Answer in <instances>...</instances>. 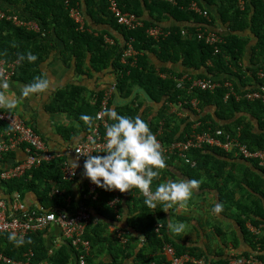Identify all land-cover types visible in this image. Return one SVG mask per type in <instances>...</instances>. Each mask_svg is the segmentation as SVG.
<instances>
[{
	"label": "trees",
	"instance_id": "obj_1",
	"mask_svg": "<svg viewBox=\"0 0 264 264\" xmlns=\"http://www.w3.org/2000/svg\"><path fill=\"white\" fill-rule=\"evenodd\" d=\"M117 2L124 12L133 13L142 21L141 28L129 30L119 25L111 15L109 0H0V10L17 14L21 20L38 26L37 30L29 31L16 26L13 20L0 21V56L8 63L19 62L13 80L28 84L34 76H44L42 63L58 51L54 36L63 40L64 64L71 66L75 61L77 73L96 77L100 90L90 93V101L85 99L82 87L63 89L47 110L76 117L82 124L85 138L94 130L105 93L116 84L124 101L115 105V93L108 109L114 108L117 113L130 117L139 116L155 135L161 129L156 138L162 145L166 167L153 179L152 191L175 168L187 166L186 170L198 176L205 172L207 177L211 176L214 182L222 185L219 189L221 204L227 210L236 208L237 222L251 243L248 252L237 256L256 258L264 264V168L260 159L246 158L236 148L227 152L219 146H205L187 154V158L196 163L192 167L179 154L164 152L194 131L211 132L224 144L232 140L226 138L230 136L251 151L264 150V101H237L234 96L225 100L229 93L226 83L241 96L256 91L264 94V77L260 76V72H264V0H176V4L165 0ZM19 6H22L21 12L15 10ZM72 11L85 20V31L80 30L81 23L72 16ZM172 20L175 25L164 27ZM218 24L227 26L228 32L218 30ZM152 27H161L166 36L155 40L148 33ZM210 33L219 35L222 41L209 44L204 35ZM201 34L202 40L199 39ZM129 44L137 54L123 62ZM29 51L37 55L35 62L19 59L22 54L26 57ZM108 74H116L117 82L116 79L110 82ZM162 74L167 76L163 78ZM181 78H185L183 85L179 84ZM208 79L219 87L214 91L193 87L195 81ZM191 99L197 100L199 111L189 104L179 105ZM178 113L185 117L179 118ZM189 113L194 120H190ZM81 114L93 117L91 126L80 120ZM106 118L109 124L113 122L107 115ZM30 126L47 144L40 132ZM0 129L5 126L0 124ZM105 129L103 126L100 133L105 134ZM218 131H222V135ZM71 137L72 133L66 138ZM46 148L50 151L48 144ZM20 150L25 154V147ZM16 157L17 151L4 156L0 161V175ZM65 162H68L65 156L55 157L27 171L21 178L0 179V188L6 199L19 193L23 200L26 193H36L40 205L49 211L77 214L85 208L93 220L81 237L83 242L89 243L88 264H127L134 259L135 264H172L163 252L167 244H171L178 255L190 254L197 258L204 255L197 248L172 242L168 233L169 214L162 202L155 208L147 206L145 197L135 187L140 194L135 198L131 192L125 199L127 191H106L100 187L92 193L89 179L82 184L78 178L64 179L62 166ZM81 163L83 168L84 161ZM116 198L118 202L112 206L110 203ZM95 215L100 219L98 222L94 220ZM121 216L123 220L120 221ZM158 223L162 228L157 233ZM112 226L113 231L110 230ZM139 234H144L145 239L140 240ZM8 235L0 234V252L15 261H25L31 251L34 262L79 264V257L86 253L83 245L73 246L70 240L52 251L44 231L25 237L22 246L9 241ZM105 248L109 250L108 262L100 258ZM205 260L211 264L208 258ZM219 263L229 264V259H221Z\"/></svg>",
	"mask_w": 264,
	"mask_h": 264
},
{
	"label": "built area",
	"instance_id": "obj_2",
	"mask_svg": "<svg viewBox=\"0 0 264 264\" xmlns=\"http://www.w3.org/2000/svg\"><path fill=\"white\" fill-rule=\"evenodd\" d=\"M171 3H176L175 0H167ZM193 7H196L193 5ZM110 9L112 13L118 19L119 24L126 26L129 29H136L142 26L137 16L129 13H122L118 3L115 0H111ZM72 16L78 22H81V16L79 13L72 11ZM13 20L16 26L26 27L27 30H37L38 26L32 22H26L20 19L17 14H9L0 10L1 20ZM150 36L155 40H158L161 36H166V32L160 27H152L148 30ZM200 38L203 36L200 35ZM204 39L209 44H216L222 41L219 35L210 33L208 36L204 35ZM131 49L128 55L133 54ZM19 62L8 63L4 58L0 56V76L13 80L16 74V69ZM260 76L264 77V72H260ZM185 78L180 79L179 84L183 85ZM201 88L202 90L214 91L219 87V84L212 79L197 80L194 82L193 87ZM225 87L228 88L229 93L226 95L225 100L234 96L237 101L246 100L254 102L257 100L264 101V94L260 92H248L244 95L237 94L231 85L226 83ZM190 104L194 109L199 111L197 100H191ZM182 105L181 103L179 104ZM109 101L105 97L102 102V108L97 114V122L94 126V130L91 134L87 135L76 147L73 149L74 155L81 161H85L88 155L102 154L106 149V137L104 133H100V129L106 127L109 122L106 118L105 109H108ZM0 124L5 126V129H0V161L3 160L6 154L20 150L25 147V158L22 161L8 165L2 171L0 179L2 181H10L23 177L27 171L32 168H38L44 162H50L55 157H60L61 154H55L47 150L46 142L38 135L31 126L18 114L9 112L8 110L0 108ZM198 127V126H195ZM219 135H222V131H218ZM238 138L241 134L237 132ZM232 139L226 144L222 143L218 138L211 135V132L199 133L194 131L190 137L187 136L186 141L174 143L170 147L164 149L165 153L179 154L182 158L190 161L192 166H195V162H192L187 158V154L192 150H200L205 146H219L225 149L227 152L239 150L241 154L246 158H258L260 159V165L264 168V150L251 151L246 145L241 143L238 139L226 137ZM83 171V168H82ZM62 172L65 180H76L79 177V171L73 167L70 163L65 162L62 166ZM90 190L95 192L97 186L91 181ZM133 192V189H131ZM118 193V192H117ZM134 196H138L133 192ZM142 196L143 193H141ZM145 197V196H144ZM118 202V198L114 199L110 204L115 206ZM91 214L87 212L85 208L77 214H70L63 210H48L43 206L28 209L26 204L21 200V195L15 193L10 199H0V234L15 232L17 236H23L24 238L38 232L44 231L51 224H56L62 230V234L66 240H70L73 246L83 245L86 253L82 255L81 264H86L85 256L89 252V243L83 242L81 237L85 233L86 229L92 223ZM161 226H159L160 228ZM158 228V230H159ZM255 231V229H253ZM122 243L125 241L122 239ZM164 254L169 257L172 264H208L204 258L198 259L195 256L189 254L178 255L172 245H165ZM52 253V252H51ZM0 264H44L42 262H34V253L29 252L26 255L25 261H15L4 256L0 252ZM229 264H262L258 259H247L242 256H233L229 259Z\"/></svg>",
	"mask_w": 264,
	"mask_h": 264
},
{
	"label": "crops",
	"instance_id": "obj_3",
	"mask_svg": "<svg viewBox=\"0 0 264 264\" xmlns=\"http://www.w3.org/2000/svg\"><path fill=\"white\" fill-rule=\"evenodd\" d=\"M15 10L21 12L23 9L22 6H19V8H15ZM145 17L149 18L148 15H145ZM173 25H175V22L172 20L166 22L164 27H171ZM217 29L222 33L228 32L227 26L223 24H218ZM120 38L123 42V38ZM54 43L57 45L58 51H54L52 56L50 55L41 66L44 76L49 81L48 89L43 93L34 94L27 98H21L19 97V87L16 85L23 86L27 83L9 80L10 82L15 83H13V86L8 90L7 94L10 97L18 98L17 107L11 112L20 115L28 124L35 127L47 141L51 152L66 157L68 162L79 171L80 174L77 181L82 184L85 183L86 179L81 168L82 163L73 153L74 147H76L79 141L85 136L84 132L81 131L82 124L76 117L70 116L64 112L55 114L51 113L47 110V107L54 102V98L59 91L71 86L82 87L84 89L85 99L91 101L90 93L100 90L98 88L100 81L96 83V77L89 78L81 73H77L78 71L74 63L75 61L70 63L71 66L64 64L61 55V50L64 48L63 40L54 36ZM109 71L113 72L112 69ZM108 78L110 82H113L116 79V76L115 74H108ZM120 100L124 101L122 99ZM177 116L179 118L185 117V115L181 113H178ZM188 117H190V120H194V117H192L190 113L188 114ZM62 128L65 129L63 133L61 130ZM74 130H76V132H74ZM71 133V139H67L66 137ZM24 158L25 154L21 150H18L15 162L23 160ZM77 159L79 162L78 167L72 162ZM185 167L187 166L171 170V172L167 174L166 180L181 178L197 179L200 180L201 183L199 190L193 192V195L187 201L185 206L180 207L179 205H174L172 208L165 209L167 212L166 214H169L168 220H172L173 222L182 221L186 225L185 230L180 234H174L168 228V233L172 242L174 241L187 248H197L204 254L202 257L208 258L211 264H220L219 261L221 259L226 261L231 256L242 255L248 252L251 243L246 239L243 234V229L237 222L235 216L237 214L236 208L227 210L223 206V210L219 214H216L213 211L215 204L221 203L219 189L222 185L218 184L216 180L214 182V180L211 179V176L207 177L205 172L198 176L196 173L186 170ZM184 169L186 172L183 171ZM234 174L239 175V173ZM2 190L3 189L0 188V199L5 198ZM130 192L131 190L126 192L125 199L129 197ZM133 197L135 198V196ZM23 202L28 209L40 206L39 197L33 192L26 193ZM80 205L83 204L80 203ZM94 220L95 222H98L100 219L95 215ZM121 220H123L122 216L120 217V221ZM110 230L113 231L114 227H110ZM44 232H46L45 238L51 245L52 251L58 250L59 246L66 242L62 230L56 224H51L44 230ZM138 237L140 240L145 239L144 234H139ZM142 246L143 244L141 243L140 247ZM100 258L102 260L104 259V261L106 260V262L110 261L108 248L103 250V256H100ZM127 264H135V259L129 261Z\"/></svg>",
	"mask_w": 264,
	"mask_h": 264
},
{
	"label": "clouds",
	"instance_id": "obj_4",
	"mask_svg": "<svg viewBox=\"0 0 264 264\" xmlns=\"http://www.w3.org/2000/svg\"><path fill=\"white\" fill-rule=\"evenodd\" d=\"M115 1L117 2V0ZM109 2L111 3V0H109ZM240 4L243 5L244 2L241 1ZM193 5L194 4H192V7ZM119 8L122 13L133 14L130 12H124L120 6ZM111 15L119 24L116 16L113 13ZM139 21L142 23L140 19ZM80 23V30L85 31V29H87L85 20L81 19ZM121 26L127 28L124 25ZM199 39L202 40V38L200 37ZM107 41L112 42V40L110 39H108ZM131 49H133L134 53L128 55V52ZM136 54L137 53L134 50L133 46L129 44L124 53L123 62H126L129 58L136 56ZM25 58L28 62L32 63L35 62L38 57L36 54L29 51L26 54V57L23 54L19 57L20 60H24ZM115 76L117 82V75L115 74ZM166 76L167 75L162 74L163 78H165ZM13 83L15 82H10L8 79L0 77V108L7 109L9 111L16 109L18 104V98L10 97L7 94L8 90L13 86ZM115 85L116 84L113 85V88L110 91L105 93L104 99L106 97L109 101L114 97V94L118 91L115 88ZM16 86L19 87V97L27 98L34 94L45 92L49 87V81L43 75H36L33 77L31 83L24 84L23 86H19L17 84ZM130 99L129 101L132 100ZM191 100H187L184 104L180 102L182 104L181 106L187 104L191 105ZM120 102L122 101L120 100ZM104 111L108 119L113 121L112 123L108 124L105 129L106 149L102 154H93L87 156L83 163V175L97 187H100L106 191L119 190L121 193H124L133 189V192L138 195L135 197H139V192L137 193L135 191V188H137L145 196L144 203L152 208H155L157 206V203L160 202L163 203V207L165 209L172 208L174 205H179L180 207L185 206L187 201L193 195V192L199 190L201 183L200 180L184 178L168 179L159 183L155 187L154 191H152L151 188L153 179L159 177L160 175L159 170L166 167V158L161 148L162 145L156 138L161 133V129L158 131L157 135H155L151 131L148 123H146L145 120L141 119L139 116L130 117L128 115H122L117 113L114 108L105 109ZM80 120L91 126L93 117L88 114H81ZM184 141H186V138L185 140L179 142ZM11 161L15 162V160ZM72 162L76 167L79 166L78 159L73 160ZM185 163H188L187 165L192 166V163H190V161L188 160H186ZM9 165H11L10 162ZM133 192L131 190L132 195ZM222 210L223 205L221 203H216L213 209L214 213L219 214L220 212H222ZM159 226H161L160 223H158L156 227L157 233L162 228V226L160 228ZM185 227L186 225L182 221L173 222L172 220H169L168 228L174 234L182 233L185 230ZM8 240L13 242L16 246H22L25 243L24 237H18L15 232L9 233ZM65 241L68 240L65 239ZM82 255L84 254L82 253L81 256ZM87 255L85 256L86 264H88L86 258ZM80 257L79 264H81ZM232 257L233 256H231L230 258ZM201 258L205 259L206 257H199L198 259Z\"/></svg>",
	"mask_w": 264,
	"mask_h": 264
},
{
	"label": "water",
	"instance_id": "obj_5",
	"mask_svg": "<svg viewBox=\"0 0 264 264\" xmlns=\"http://www.w3.org/2000/svg\"><path fill=\"white\" fill-rule=\"evenodd\" d=\"M120 99H121V97H120V95H119V93H118V91L116 92V97H115V105H117L118 103H120ZM132 99V98H131ZM130 99V100H131ZM15 162L14 161H11L10 162V164H14Z\"/></svg>",
	"mask_w": 264,
	"mask_h": 264
}]
</instances>
